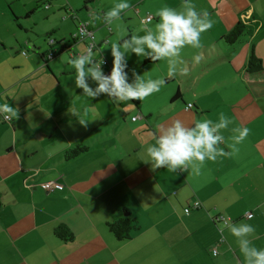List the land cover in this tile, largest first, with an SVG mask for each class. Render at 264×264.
Wrapping results in <instances>:
<instances>
[{
    "label": "crops",
    "instance_id": "0c3cea01",
    "mask_svg": "<svg viewBox=\"0 0 264 264\" xmlns=\"http://www.w3.org/2000/svg\"><path fill=\"white\" fill-rule=\"evenodd\" d=\"M44 1L49 11L39 13ZM120 2L0 0V105L16 111L10 123L0 117V264H245L241 239L264 249V0H190L214 23L201 33V48L181 50L177 70L187 74L169 79L167 58L166 69H156L160 60L144 64L147 58L130 54L129 84L136 83L133 70L166 83L143 101L115 103L106 94L87 97L75 79H63L76 72L67 61L87 51L86 40L72 39L78 24L95 30L93 59L100 62L113 43L154 30L159 9L186 11L189 0H126L131 8L107 25L104 13ZM239 22L246 34L227 43L223 37ZM252 53L259 72L248 70ZM110 60L102 65L105 76ZM88 83L98 86L90 77ZM221 113L231 123L214 133L224 138L217 148L231 152L234 129H249L234 155L206 159L199 172L153 170L146 162L161 125L178 119L195 128L209 120L215 127ZM78 144L88 150L67 160L66 151ZM44 182L64 188L49 191ZM195 200L201 207L187 214ZM127 216L137 229L121 241L108 223ZM59 225L70 228L72 241L55 235ZM243 225L255 232L233 236L231 229Z\"/></svg>",
    "mask_w": 264,
    "mask_h": 264
},
{
    "label": "clouds",
    "instance_id": "9594fccd",
    "mask_svg": "<svg viewBox=\"0 0 264 264\" xmlns=\"http://www.w3.org/2000/svg\"><path fill=\"white\" fill-rule=\"evenodd\" d=\"M130 8L131 5L123 0L104 13L103 19L107 25H111L114 20L120 18L122 12ZM182 8L186 11H178L168 6L162 7L156 13L159 22L155 25L154 30L145 28L142 29L147 33L144 36L132 34L130 39H125L122 44L113 43L111 52L114 60L110 76L103 75L102 64L104 61L94 60L91 48H88L86 53L69 59L67 62L76 69V87L82 89L83 95L87 97L96 99L102 94H106L115 103L129 100L143 101L152 93L159 92L161 86L166 83L164 78L145 81L140 74L133 70L136 83L129 84L127 82L125 68L128 66L126 53L129 51L137 56H144L153 63L167 58L169 65L167 77L169 79L173 78L178 71L179 74L186 75V68L177 70V65L183 63L180 59L181 50L185 46L201 48L203 46L200 40L201 33L211 29L214 22L210 19L207 10L202 9L198 12L190 0L188 3L184 2ZM96 19L99 17L93 16V20ZM202 59V55L193 57L194 63H199ZM89 77L98 84L95 89L89 85ZM88 111L89 109L85 108V114ZM0 115H3L5 120H9L16 116V111L8 103H5L0 105ZM220 117L221 121L215 127H210L211 121L209 120L196 122L195 128L187 127L183 121L178 119L167 125H161L156 143L147 148L149 159L146 162L151 164L153 170L166 167L171 171H188L191 167L192 171L199 172V165H202L206 159L215 161L218 156L234 155L239 151L236 145L248 136L249 129L247 127L234 129V131H239V135L232 137L235 142L229 145L232 151L225 152L223 148L216 147L224 139L223 136L214 133L221 128H227L231 121L223 113L220 114ZM132 119L135 121L136 117ZM80 123L87 125L86 121L81 120ZM195 162H199V164ZM254 232L255 229L251 225L231 229V233L235 237H245ZM250 245H252V241L247 239L239 241V249L244 256L245 264H264V249Z\"/></svg>",
    "mask_w": 264,
    "mask_h": 264
},
{
    "label": "trees",
    "instance_id": "16d2710c",
    "mask_svg": "<svg viewBox=\"0 0 264 264\" xmlns=\"http://www.w3.org/2000/svg\"><path fill=\"white\" fill-rule=\"evenodd\" d=\"M246 30H247V26L244 23L239 22L223 37V39L229 44H234L244 34H246ZM72 39H73V37H72ZM95 40H96V36H95ZM105 42H108V40H106ZM96 43H97V40H96ZM97 46H98V43H97ZM61 51H63V49ZM50 52H53L51 48H50ZM52 54H54V53H52ZM158 61L159 60L155 61L154 63H156ZM149 63H153V62L147 58L144 61V64H149ZM247 67H248L249 71H253V72H259L260 70H262L261 61L256 58L254 53L251 54V57H250V60H249ZM0 117L2 118V116H0ZM3 121L7 122L4 119H3ZM87 150H88V146L83 145V144H78L75 147L66 151L65 157L67 160H70V159H73V158L79 156L80 154L84 153ZM3 205H4L3 195H2V193H0V211L3 208ZM108 228L114 234V236L117 239L124 241V240L129 239L131 237V233L137 229L136 219L133 218L132 216H127V217L121 218L115 222L108 223ZM54 233L59 239L66 241V242L72 241L74 239L73 232L66 225H59L58 227H56L54 229Z\"/></svg>",
    "mask_w": 264,
    "mask_h": 264
},
{
    "label": "built area",
    "instance_id": "2783aa9c",
    "mask_svg": "<svg viewBox=\"0 0 264 264\" xmlns=\"http://www.w3.org/2000/svg\"><path fill=\"white\" fill-rule=\"evenodd\" d=\"M48 7V6H47ZM153 19V16L150 15L147 17V21H150ZM73 39L75 41H87V50L88 48H91L92 51L97 47V43H96V40H95V31L94 29L90 26V23L87 22V21H82L78 24V27H77V30L75 33H73L72 35ZM49 43L52 45L54 43V40L53 39H49ZM87 52V51H86ZM23 54H27V51L26 50H23ZM52 53L49 54V57H52ZM104 61V63L102 65H106L108 64V61L107 59H105L104 57L101 58L100 62ZM193 104H189V106H192ZM2 116L3 118V115H0ZM4 119V118H3ZM137 119V117H136ZM5 120V119H4ZM7 122H10L11 119L9 120H5ZM41 186L46 189V190H49V191H52V190H55V189H63L64 188V185L61 184V183H58V182H44L41 184ZM201 207V202L198 201V200H195L192 204H190L189 206H187L185 208V212L187 214H189L191 212V210L193 209H198ZM248 218H250L252 216V213H247L246 215ZM216 220L218 221H224L226 224L229 223V221L223 216V215H218L216 217ZM213 252L216 254L217 253V250L214 249Z\"/></svg>",
    "mask_w": 264,
    "mask_h": 264
},
{
    "label": "rangeland",
    "instance_id": "374dc122",
    "mask_svg": "<svg viewBox=\"0 0 264 264\" xmlns=\"http://www.w3.org/2000/svg\"><path fill=\"white\" fill-rule=\"evenodd\" d=\"M43 4H44V6H42V7H40V8H38V10L40 11L39 13H41V12H43V13H46V12H48L49 10H45V8H49L50 7V3L48 2V1H44L43 2ZM48 6V7H47ZM51 13V12H50ZM58 13V12H57ZM60 15H61V13H60ZM128 29H129V27H126L125 25H124V30L127 32V34H129V32H128ZM130 39V38H129ZM133 46H135V45H133ZM121 50H123V49H121ZM130 54L132 55L133 53H131V51H129L128 53H126V60L128 61V58H129V56H130ZM105 57L107 58V60H108V62H109V60H110V58H112L113 60H114V57H113V55H112V52H110L109 54H108V52H106L105 53ZM61 56V55H60ZM63 56V55H62ZM165 60L166 59H164V60H160V62H158V64L156 65V69H157V67H163L164 69H166V62H165ZM110 64H112L111 63V60H110ZM130 78V75L128 76V79ZM64 79V81L65 82H72L73 81V79H75V75H72V76H66V77H64L63 78ZM89 79V78H88ZM28 121H30V119L28 120ZM42 133V132H41ZM36 137V136H35Z\"/></svg>",
    "mask_w": 264,
    "mask_h": 264
},
{
    "label": "water",
    "instance_id": "95a60500",
    "mask_svg": "<svg viewBox=\"0 0 264 264\" xmlns=\"http://www.w3.org/2000/svg\"><path fill=\"white\" fill-rule=\"evenodd\" d=\"M41 136H42L41 134L38 135V137H41ZM128 214H129V213H126L125 215H128Z\"/></svg>",
    "mask_w": 264,
    "mask_h": 264
}]
</instances>
